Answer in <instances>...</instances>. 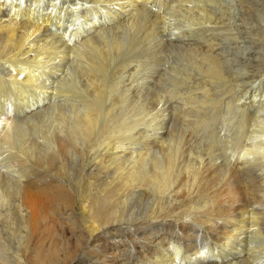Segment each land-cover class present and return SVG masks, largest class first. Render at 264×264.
I'll return each instance as SVG.
<instances>
[{"label":"bare ground","instance_id":"obj_1","mask_svg":"<svg viewBox=\"0 0 264 264\" xmlns=\"http://www.w3.org/2000/svg\"><path fill=\"white\" fill-rule=\"evenodd\" d=\"M33 1L0 0V264H264V65L207 39L232 8Z\"/></svg>","mask_w":264,"mask_h":264},{"label":"rangeland","instance_id":"obj_2","mask_svg":"<svg viewBox=\"0 0 264 264\" xmlns=\"http://www.w3.org/2000/svg\"><path fill=\"white\" fill-rule=\"evenodd\" d=\"M33 1V0H32ZM68 0H57V3H60L61 5H67ZM34 2V1H33ZM48 2H51V0H48ZM222 4L229 7V8H232L231 9V15H232V20L231 22H227V25L226 27H224V29L222 28L223 27V24H216L213 25V27L216 29L215 32H208L207 33V39H213L212 41H216L215 43H219L220 46L218 47L219 48V52H223V53H226L222 55V58L223 59H226V60H231V59H235V69H242V72L241 75L246 79V80H249V77H250V80L251 79H259V77H261V73H259V69L263 67L264 65V42H254V38L251 37L250 33L251 31H254V32H257L258 29L256 27H252V26H249L247 24L244 23V15H245V12L249 11L251 8H256L258 5L260 4H264V0H244L243 1H236V0H222ZM154 11L155 9L157 8H152ZM234 11V12H233ZM128 19V17H126ZM74 23V22H73ZM231 24H232V27L234 26V29L231 27ZM239 28V29H238ZM55 30V31H54ZM241 30V31H240ZM245 30V31H244ZM55 34L57 35H63L64 34V31H60V30H56V29H53L52 30ZM59 31V32H58ZM249 31V32H248ZM210 33L212 34V36H209ZM221 33V34H220ZM194 34V33H193ZM184 35V33H183ZM222 35V36H221ZM243 35V36H242ZM226 36H228V38H225ZM224 37V38H223ZM230 37V38H229ZM242 37V39H241ZM248 37V38H247ZM168 39L170 37H167ZM247 38V39H246ZM193 39V38H192ZM215 39V40H214ZM170 40V39H169ZM238 41V42H237ZM248 41V42H247ZM250 41V42H249ZM189 42L191 41H187V43L185 44V46H188ZM222 43V44H221ZM224 43V44H223ZM246 43V44H245ZM249 43V44H248ZM252 44V45H251ZM78 45V43H77ZM237 45V46H236ZM239 45V46H238ZM241 46V47H240ZM248 46V47H247ZM261 47H263L262 51H261ZM224 48V49H223ZM226 48V49H225ZM230 50H229V49ZM258 48V49H257ZM239 49V50H238ZM235 50V51H234ZM245 50V51H244ZM242 51V52H241ZM244 51V52H243ZM218 52V53H219ZM235 52V53H234ZM238 52V53H237ZM232 53V54H231ZM236 58H235V56ZM229 55V56H228ZM172 56L171 55H168V62L170 60V63L171 65H167L164 67H166V69L169 70V68L173 65V60H172ZM232 56V57H231ZM234 56V57H233ZM262 58H260V57ZM72 57V56H71ZM171 59H170V58ZM239 59V61H238ZM248 59V61H247ZM251 59V60H250ZM77 61V62H76ZM145 61V60H144ZM172 61V62H171ZM79 61L76 60L75 58L73 59V61L71 60V62H69V64L71 63V65H77ZM263 62V63H262ZM80 63V62H79ZM147 65V63H145ZM144 64V65H145ZM245 64V65H244ZM72 65V66H73ZM80 65H82V63H80ZM241 66V67H240ZM239 67V68H238ZM249 67V68H248ZM161 69H164L161 67ZM165 70V69H164ZM167 70V71H168ZM248 70V71H247ZM255 72H254V71ZM262 70H264V68H262ZM0 69V75L3 76L6 71H2ZM166 71V70H165ZM253 71V72H252ZM165 73V72H164ZM244 74V75H243ZM247 74L249 76H247ZM254 77V78H253ZM142 80V79H141ZM250 84H252L253 80L249 81ZM83 84H85V82H83ZM145 84V83H144ZM142 84L141 86L143 87L142 89H145V85ZM194 84V83H193ZM193 84L189 85L191 86V88L189 89L188 88V85H186V89H185V93L186 91L191 93V91L195 90V87L193 88ZM253 85H255V83H253ZM54 89L57 88V83L53 86ZM184 92V91H183ZM182 92V93H183ZM184 97V96H183ZM57 103L59 104H64L65 103V98L63 99H57L56 101ZM186 104V102L184 100H178V103H177V108H182L183 110L185 108H187L188 106L184 105ZM152 119H150L149 121V124L152 123ZM154 125V123L152 124V126ZM229 125V126H228ZM227 125V128L224 127L223 130H222V135L227 138V134L224 133L225 130H231V126L230 124ZM144 127H140V129H143ZM143 131V130H142ZM155 133V132H154ZM152 133V134H154ZM226 134V135H224ZM230 134V133H229ZM197 139L200 138V137H196ZM257 152H264V146L260 147ZM1 159H0V165H1Z\"/></svg>","mask_w":264,"mask_h":264}]
</instances>
